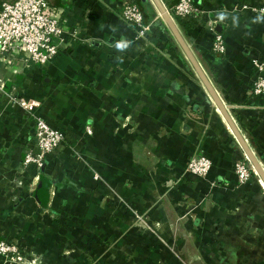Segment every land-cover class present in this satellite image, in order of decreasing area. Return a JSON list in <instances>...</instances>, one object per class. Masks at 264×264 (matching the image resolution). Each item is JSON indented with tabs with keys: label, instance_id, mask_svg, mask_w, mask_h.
<instances>
[{
	"label": "crops",
	"instance_id": "obj_1",
	"mask_svg": "<svg viewBox=\"0 0 264 264\" xmlns=\"http://www.w3.org/2000/svg\"><path fill=\"white\" fill-rule=\"evenodd\" d=\"M160 1L171 12L178 0ZM47 2L64 31L49 65H34L26 53L0 55V212L13 214L0 222L11 225L3 237L35 264H179L178 254L187 264H251L264 247V186L254 176L238 183L233 165L245 160L243 151L151 0ZM194 2L202 11L194 25L177 28L223 103L238 106L230 115L264 169V112L249 93V63L264 61V19L233 9L264 0ZM126 3L151 24L146 43L120 19ZM210 20L225 55L206 50ZM120 40L131 42L123 53ZM7 96L39 102L36 116L66 128L62 154L42 176L46 192L38 182L31 192L22 187L34 125ZM194 154L212 161L207 179L185 172Z\"/></svg>",
	"mask_w": 264,
	"mask_h": 264
},
{
	"label": "built area",
	"instance_id": "obj_2",
	"mask_svg": "<svg viewBox=\"0 0 264 264\" xmlns=\"http://www.w3.org/2000/svg\"><path fill=\"white\" fill-rule=\"evenodd\" d=\"M234 10L246 11L253 19H264V3L235 5ZM201 8L194 0H178L169 14L185 19L194 25V20L201 14ZM121 21L134 30V39L143 41L151 37L152 26L145 24L137 5L126 3L119 13ZM206 50L213 54H227V46L223 36L215 31V21L206 23ZM64 31L58 23L55 13L47 0H15L12 3H2L0 6V55L26 53L34 65L46 67L56 57L59 46L63 42ZM250 69L254 72L249 93L261 100V111L264 112V61L251 60ZM4 84L0 79V93ZM9 101L30 115L34 125V147L28 150L22 159V167L27 181L33 185L46 169L53 168L55 161L62 154L66 141V128L51 125L45 119L35 115L40 103L17 96H7ZM228 112L236 105H226ZM230 113V112H229ZM85 132L91 135L86 127ZM74 154L78 153L74 151ZM212 161L205 154H194L187 161L185 172L196 177L207 179ZM233 171L240 185L246 184L253 173L245 162L237 161ZM98 177L95 175L94 177ZM175 181V182H174ZM173 181L176 184L180 179ZM211 181L210 186L214 187ZM139 220L140 217H137ZM21 244L11 238L0 239V258L10 264H35L27 260Z\"/></svg>",
	"mask_w": 264,
	"mask_h": 264
},
{
	"label": "water",
	"instance_id": "obj_3",
	"mask_svg": "<svg viewBox=\"0 0 264 264\" xmlns=\"http://www.w3.org/2000/svg\"><path fill=\"white\" fill-rule=\"evenodd\" d=\"M152 4L154 5L155 9L159 13L161 20L167 27L168 31L170 32L171 36L177 43L178 47L182 51L183 55L185 56L187 62L191 66L192 70L196 74L197 78L202 83L205 91L207 92L209 98L211 99L213 105L217 108L220 115L226 122L228 128L230 129L231 133L233 134L237 144L243 151V154L245 156V159L251 164L252 168L254 169V172L259 177L261 183L264 186V169L256 156L253 154L249 146L247 145L245 139L239 132L238 128L236 127L230 113L227 110V107L213 88L211 82L205 75L203 69L201 68L200 64L198 63L196 57L194 56L193 52L185 42L183 36L181 35L180 31L177 28V25L174 21V19L171 17L169 12L165 9L163 4L160 0H151Z\"/></svg>",
	"mask_w": 264,
	"mask_h": 264
},
{
	"label": "rangeland",
	"instance_id": "obj_4",
	"mask_svg": "<svg viewBox=\"0 0 264 264\" xmlns=\"http://www.w3.org/2000/svg\"><path fill=\"white\" fill-rule=\"evenodd\" d=\"M242 162H245V164L247 165V166H249L250 168H251V170H252V173L254 172V169L252 168V166H251V164L245 159L244 161H242ZM255 177V178H257V179H259V177L257 176V174L255 173H253V175H252V177ZM23 185H24V187H23ZM22 187L24 188V189H28V190H30V192H31V190L33 189V185H31V183L30 182H28L27 180L26 181H24V183H22ZM262 190V192L264 193V187H263V189H261ZM30 192H29V194H30ZM3 198H1L0 199V204L2 205V207L4 208V205H3ZM5 204V203H4ZM7 213V212H6ZM57 214V215H56ZM58 215H59V213L57 212V213H54V216L56 217L57 216V218H58ZM13 214H5V212L3 213V211H2V213L0 212V219H2L0 222H5V221H7V220H11V219H13ZM133 217H134V219H135V222H138V224L140 225V226H142V227H144V232L146 233V234H149V235H154V236H156L158 239V241L162 238V236L160 235V233H158V231H156V230H154V229H152V228H149V226H145V222H144V217H143V215H141V214H137V213H134V215H133ZM137 217H140L141 219L139 220ZM133 219V220H134ZM134 224V223H133ZM135 225V224H134ZM6 226H8L7 224L6 225H2L1 223H0V237H3L4 235L2 234V232H3V230L6 228ZM11 225H9L8 227H10ZM2 228H3V230H2ZM136 228H139V227H136ZM10 230V228L8 229V231ZM138 230V229H137ZM11 231V230H10ZM138 231H143V229H141V228H139V230ZM253 231V230H252ZM160 232V231H159ZM2 234V235H1ZM160 242V241H159ZM162 243V248L164 247L165 249H168V252L170 251V253H177L178 251L180 252V250L179 249H176V245H169V243H166V241H161ZM168 244V245H167ZM181 249V248H180ZM172 251V252H171ZM182 252V251H181ZM256 252V253H255ZM264 247H260V248H257L256 249V251H254V259H253V261H252V263L251 264H264ZM178 254V253H177ZM2 260V259H1ZM177 260H178V263L180 264V261H182L181 263L182 264H187L186 262H185V260H182V259H180V257H179V254H178V256H177ZM5 264H10V263H6L4 260H2ZM196 263H200V261L198 260V261H195ZM215 262H217V261H215ZM135 264H137V262H134ZM201 264V263H200ZM217 264H223V261H221V260H218V262H217ZM226 264H234V263H232V262H229V263H226Z\"/></svg>",
	"mask_w": 264,
	"mask_h": 264
},
{
	"label": "trees",
	"instance_id": "obj_5",
	"mask_svg": "<svg viewBox=\"0 0 264 264\" xmlns=\"http://www.w3.org/2000/svg\"><path fill=\"white\" fill-rule=\"evenodd\" d=\"M172 18L174 19L175 23L177 24V26L179 27L180 30L185 31L186 29L191 28V24L189 21L185 20V19H180L178 17L172 16ZM44 175V173L41 174L39 181L37 184L38 186V192H46L47 191V187L49 186V181L45 178H43L42 176Z\"/></svg>",
	"mask_w": 264,
	"mask_h": 264
},
{
	"label": "clouds",
	"instance_id": "obj_6",
	"mask_svg": "<svg viewBox=\"0 0 264 264\" xmlns=\"http://www.w3.org/2000/svg\"><path fill=\"white\" fill-rule=\"evenodd\" d=\"M131 45V42L130 41H127V40H120L118 42H116L115 44V48L118 52L120 53H123L125 51H127L129 49ZM120 62H122V57H118L117 58Z\"/></svg>",
	"mask_w": 264,
	"mask_h": 264
}]
</instances>
